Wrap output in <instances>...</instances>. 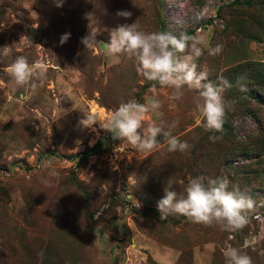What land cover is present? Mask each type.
<instances>
[{"label": "rangeland", "instance_id": "1", "mask_svg": "<svg viewBox=\"0 0 264 264\" xmlns=\"http://www.w3.org/2000/svg\"><path fill=\"white\" fill-rule=\"evenodd\" d=\"M58 2L0 0V48L16 43L0 61V264H227L229 245L264 264V151L226 156L225 141L213 142L197 124L196 91L170 99V88L152 90L135 59L106 54L108 30L135 22L159 31L158 18L173 35L199 32L222 44L219 55L205 49L195 63L214 83L222 75L233 85L225 117L231 136L243 137L264 120V106L238 87L253 63L264 73V0ZM123 11L131 16L117 15ZM86 13L100 31L91 49L81 43L90 31ZM18 55L45 63L47 79L18 87L7 72ZM150 98L161 101L163 115L147 113L144 127L163 126L188 142L187 151L169 152L163 136L152 152L137 151L99 127L121 103ZM89 115L94 131L79 126ZM190 176L224 177L230 190L249 194L257 210L247 226L227 232L178 214L160 219L164 188L184 195Z\"/></svg>", "mask_w": 264, "mask_h": 264}, {"label": "clouds", "instance_id": "2", "mask_svg": "<svg viewBox=\"0 0 264 264\" xmlns=\"http://www.w3.org/2000/svg\"><path fill=\"white\" fill-rule=\"evenodd\" d=\"M56 6H62V0ZM117 15L128 18L131 13L123 11ZM85 18L89 21V28L93 22L97 23L91 13H86ZM108 31V56L135 59L137 72L147 81L153 82L152 90L155 91L157 85L170 88V99L180 100L185 95V88L196 91L194 108L201 117L197 124L207 131L223 133L226 110L231 107L224 94L233 85L222 75L214 83L209 80L207 70L197 71L195 63L205 49L210 56L219 55L223 50L222 44L211 46L207 35L199 32L192 35L182 32L177 36L166 31H145L135 22L118 25ZM99 32L90 28L89 33L81 38L85 49L95 47ZM69 37L70 33L63 34L60 43H65ZM24 38L32 43L29 37ZM12 45L0 48V61L12 54ZM57 67L60 68L59 65ZM47 71L45 63L37 61L30 65L28 58L23 55L16 56L7 68L8 75L18 87H32L36 80H46ZM238 87L240 91L247 90L242 82H238ZM161 108L162 103L157 98H150L147 103L129 100L121 103L99 127L110 133L114 141L126 142L137 151L152 152L159 146L157 138L160 136L166 139L169 152L187 151L191 147L188 142L181 141L163 126L152 123L144 127L145 115L153 112L162 116ZM177 124L178 121H174L169 127L174 128ZM94 125H97L94 116L89 115L79 120L81 129L94 131ZM221 138L209 137L213 142ZM163 192L156 204L162 220L169 215L178 214L196 224L216 225L221 231L236 232L247 226L250 214L257 210L256 201L238 186L234 185L230 190V181L224 177L190 176L184 195H178L171 186L165 187ZM136 203L139 208L140 203ZM224 254L227 264H253L249 255L231 245Z\"/></svg>", "mask_w": 264, "mask_h": 264}, {"label": "trees", "instance_id": "3", "mask_svg": "<svg viewBox=\"0 0 264 264\" xmlns=\"http://www.w3.org/2000/svg\"><path fill=\"white\" fill-rule=\"evenodd\" d=\"M251 0H244L245 3L250 2ZM231 3H234L232 1ZM158 29L159 31H166V27L164 24V21L162 18H158ZM253 63V62H252ZM245 77V80H251L250 82H253L254 85H250L249 81H245L246 85V93L249 96H252L253 99L260 104L264 106V91H262V87L264 88V73H262L258 66H256L253 63L252 72L249 73L248 71L246 73L242 74V77ZM244 92V91H243ZM249 109L247 108V111ZM255 125H256V131L255 132H247L244 134L243 137H234L232 135V127L229 122L228 117H225V122L223 125L224 131L223 133H211L209 136H221L222 140H224L225 145L228 147L225 149V152L223 154H226V156H232L233 154L236 155V153H242L243 155H250V153H256L259 154L264 151V120L261 121L259 118L255 119ZM219 148V147H218ZM223 161L226 159L222 158Z\"/></svg>", "mask_w": 264, "mask_h": 264}]
</instances>
